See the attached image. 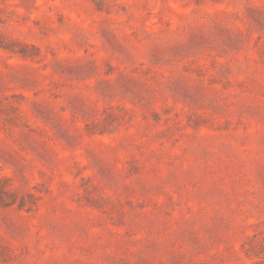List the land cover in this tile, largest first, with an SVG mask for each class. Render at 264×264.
<instances>
[{"label": "rangeland", "instance_id": "374dc122", "mask_svg": "<svg viewBox=\"0 0 264 264\" xmlns=\"http://www.w3.org/2000/svg\"><path fill=\"white\" fill-rule=\"evenodd\" d=\"M0 264H264V0H0Z\"/></svg>", "mask_w": 264, "mask_h": 264}]
</instances>
